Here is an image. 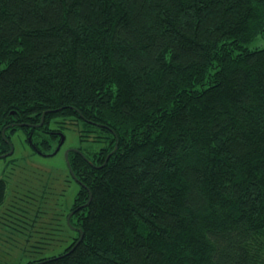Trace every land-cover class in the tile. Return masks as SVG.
Segmentation results:
<instances>
[{
	"label": "trees",
	"instance_id": "trees-1",
	"mask_svg": "<svg viewBox=\"0 0 264 264\" xmlns=\"http://www.w3.org/2000/svg\"><path fill=\"white\" fill-rule=\"evenodd\" d=\"M258 38L264 0H0V154L17 130L50 154L76 123L88 144L74 236L24 264H264Z\"/></svg>",
	"mask_w": 264,
	"mask_h": 264
},
{
	"label": "rangeland",
	"instance_id": "rangeland-1",
	"mask_svg": "<svg viewBox=\"0 0 264 264\" xmlns=\"http://www.w3.org/2000/svg\"><path fill=\"white\" fill-rule=\"evenodd\" d=\"M248 46L263 47L264 38ZM80 127L76 123L66 130L65 142L54 155L36 152L22 131L12 134L14 153L0 158V176L7 180L5 200L0 206V264L53 257L69 245L74 233L59 213L69 207L78 189V184L66 177V151L88 146L80 141ZM49 179L56 182L52 184L53 197L49 194ZM53 217L59 219L49 224Z\"/></svg>",
	"mask_w": 264,
	"mask_h": 264
},
{
	"label": "water",
	"instance_id": "water-1",
	"mask_svg": "<svg viewBox=\"0 0 264 264\" xmlns=\"http://www.w3.org/2000/svg\"><path fill=\"white\" fill-rule=\"evenodd\" d=\"M44 119H45V113L43 114V117H42V121H41V123H39V124H37V125H32V124H28V123H25V125H29V126H41L43 123H44ZM22 125H24V124H22ZM5 134V131H3V135ZM61 140H60V142L58 143V146L56 147V149L52 152V153H50V154H47V153H43V152H40L39 151V153L40 154H42V155H54V154H56L59 150H60V148H61V146L63 145V143L65 142V139H66V136H65V134L64 133H61ZM29 142L31 143V140H29ZM117 147H118V145L115 147V149L109 154V156L117 149ZM71 151H76V152H79V153H81L82 154V151L80 150V149H68L67 151H66V161H67V165H68V167H69V169H70V173H71V175H72V177H73V179L77 182V183H79V184H81V182L76 178V176H75V174L73 173V170H72V168H71V165H70V162H69V153L71 152ZM14 153V146H12L11 147V149L8 151V152H6V153H3V154H0V158H4V157H8V156H10V155H12ZM109 156L107 157V158H109ZM87 159V158H86ZM91 198H92V194L90 193V199H89V201L87 202V204H89V202H90V200H91ZM78 209V208H77ZM75 211L73 210L70 214H69V216H68V218H67V221H68V223L70 224V218H71V216L73 215V213H74ZM73 229H75V230H78L81 234H80V237H79V239L76 241V244H78L81 240H82V238H83V232L81 231V229H78V228H76V227H74V226H71ZM75 244V245H76ZM74 245V246H75Z\"/></svg>",
	"mask_w": 264,
	"mask_h": 264
},
{
	"label": "flooded vegetation",
	"instance_id": "flooded-vegetation-1",
	"mask_svg": "<svg viewBox=\"0 0 264 264\" xmlns=\"http://www.w3.org/2000/svg\"><path fill=\"white\" fill-rule=\"evenodd\" d=\"M10 144H11V147H12V146H14V143H13V141H12V142H10ZM36 152H37V151H36ZM43 153H45V152H43ZM72 211H73V210H71V211H70V213H71Z\"/></svg>",
	"mask_w": 264,
	"mask_h": 264
}]
</instances>
